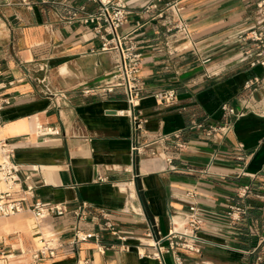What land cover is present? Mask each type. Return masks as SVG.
Instances as JSON below:
<instances>
[{
	"label": "crops",
	"instance_id": "crops-1",
	"mask_svg": "<svg viewBox=\"0 0 264 264\" xmlns=\"http://www.w3.org/2000/svg\"><path fill=\"white\" fill-rule=\"evenodd\" d=\"M167 1L127 0L120 27L141 51L143 146L131 166V126L118 113L124 90L98 87L118 52L101 50L92 24L81 20L80 7L95 3L0 0V98L7 100L0 137L13 147L21 180L12 196L22 198L21 210L0 215V264H159L139 254L150 249L149 224L164 234L168 212H184L191 202L204 210L202 243L198 252L177 249L179 264H264V70L241 59L248 43L239 37L256 22V0H178L186 36ZM167 87L175 99L161 103L154 93ZM252 99L260 106L232 117L222 134L190 128L222 121V102L241 108ZM37 124L45 130L37 133ZM176 130L180 148L160 138ZM244 183L251 185L247 212L230 224L223 212ZM36 200L66 210L35 218ZM104 216L126 239L109 232ZM76 227L88 236L73 243ZM40 235L55 254L33 263ZM165 262L177 264L174 253L166 252Z\"/></svg>",
	"mask_w": 264,
	"mask_h": 264
},
{
	"label": "built area",
	"instance_id": "built-area-1",
	"mask_svg": "<svg viewBox=\"0 0 264 264\" xmlns=\"http://www.w3.org/2000/svg\"><path fill=\"white\" fill-rule=\"evenodd\" d=\"M90 1L95 3V8L93 10H85L84 6H81L80 10L83 12L81 20L92 24V30L100 39L101 50L113 48L118 52L107 82L98 87L103 91H111L115 87H121L124 90L126 107L118 110V113L125 114L130 122L131 141L129 156L131 166H134L143 146L138 140L143 120L139 116L137 109L143 91L142 81L138 73L141 64V51L136 41L129 35V32L120 31L121 24L127 14V0ZM177 1L168 0L166 7L175 15L174 20L180 33L186 36L188 32L187 24L181 16ZM255 15V24L243 36L239 35L243 42L248 43L247 47L241 52V59H249L251 65L259 64L264 70V0H256ZM253 82H255V78L248 80L245 86L251 87ZM3 87L4 81L0 78V91ZM88 90L86 89V91ZM154 95L161 103H171L174 101L176 93L174 88L167 87L157 90ZM259 101V99H252L251 103H245L241 108H237L228 102H222L220 105L224 116L222 121L207 125L200 122H192L190 128L203 129L204 135L208 137L222 134L229 128L232 117L237 118L243 115L246 109H257L260 106ZM6 102L5 98H0V109ZM259 112L261 111L259 110ZM1 126L2 121L0 120V130ZM47 129L54 130L56 128L50 127ZM43 130L45 128L42 125H36L37 133H41ZM181 135V130H176L170 134L161 135L160 138L163 141L174 140V144L180 148L184 144ZM171 160V157L167 158L169 168L175 169V165L172 164ZM188 169L192 170L193 168L188 167ZM20 180L21 177L14 160L13 147L6 138L0 137V215L11 214L22 209V198L12 196V192L19 186ZM250 192L251 185L249 183L241 184L237 188V199L229 203L223 212L230 224L242 221L247 212V196ZM30 210L35 218H42L52 212L62 214L66 207L63 204L36 200L30 206ZM102 214L104 215V213ZM104 218V226L109 229L111 234H115L121 240L126 239L124 233L118 232L116 223L111 218L107 216H104ZM168 219L170 227L164 234H161L158 230L155 231L153 224H149L146 233L150 237V241L146 242V245L150 249L139 251V254L152 256L157 259L159 264H166L165 253L171 251L175 255L177 264H179L181 260L176 253L177 249L183 248L196 252L200 250L202 238L199 231L204 224V210L195 202H191L184 212L169 211ZM87 236L86 232L76 227L71 236V242L75 243L85 239ZM39 241L40 244L32 252L33 263L42 257H49L55 254L56 247L50 244V239L40 235ZM86 263L87 259L78 262V264ZM252 264H259V262L255 261Z\"/></svg>",
	"mask_w": 264,
	"mask_h": 264
}]
</instances>
